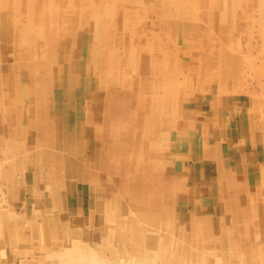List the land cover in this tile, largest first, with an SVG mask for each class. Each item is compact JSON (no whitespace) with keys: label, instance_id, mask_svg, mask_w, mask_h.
I'll use <instances>...</instances> for the list:
<instances>
[{"label":"rangeland","instance_id":"rangeland-1","mask_svg":"<svg viewBox=\"0 0 264 264\" xmlns=\"http://www.w3.org/2000/svg\"><path fill=\"white\" fill-rule=\"evenodd\" d=\"M99 260L264 264V0H0V264Z\"/></svg>","mask_w":264,"mask_h":264},{"label":"bare ground","instance_id":"bare-ground-1","mask_svg":"<svg viewBox=\"0 0 264 264\" xmlns=\"http://www.w3.org/2000/svg\"><path fill=\"white\" fill-rule=\"evenodd\" d=\"M43 3H44V2H43ZM34 4H35V3H34ZM39 11H40V10H39ZM20 13H21V12H20ZM46 21H47V20H46ZM6 27H7V26H6ZM61 46H62V45H61ZM64 48H65V47H64ZM124 48H125V47H124ZM64 50H65V49H64ZM137 57H138V56H137ZM135 63H136V62H135ZM136 65H138V64H136ZM146 74H147V73H146ZM147 75H148V74H147ZM144 76H145V74H144ZM144 76H143V77H144ZM149 77H150V76H149ZM141 78H142V77H141ZM151 187H152V186H151ZM120 189H121V188H120ZM120 189H119V190H120ZM104 210H105V209H104ZM114 210H115V209H114ZM101 211H103V209H102ZM73 217H74V216H73ZM51 218H52V217H51ZM74 218H75V217H74ZM104 225H105V224H104ZM75 229H76V228H75ZM78 237H80V236H78ZM71 240H72V239H71ZM62 241H63V240H62ZM76 242H77V240H76ZM96 242H97V241H96ZM71 243H72V242H71ZM61 246H62V245H61ZM71 246H72V245H71ZM63 247H64V246H63ZM66 247H67V246H66ZM91 249H92V248H91ZM91 249L88 250V253L92 251ZM72 250H73V249H72ZM71 253H73V252L71 251ZM92 253H94V252L92 251ZM81 254H82V253H81ZM65 255H66V254H65ZM93 255H95V254H93ZM74 256H75V255H74ZM91 257H93V256L90 255V258H91ZM94 258L96 259V257H94ZM95 264H110V263H108V262L106 263V261L103 262V261H100V260H99V262L97 261V262H95Z\"/></svg>","mask_w":264,"mask_h":264}]
</instances>
